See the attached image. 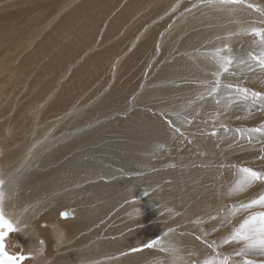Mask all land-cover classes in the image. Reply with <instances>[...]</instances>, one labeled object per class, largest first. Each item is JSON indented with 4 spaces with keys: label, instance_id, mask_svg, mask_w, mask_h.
Listing matches in <instances>:
<instances>
[{
    "label": "rangeland",
    "instance_id": "374dc122",
    "mask_svg": "<svg viewBox=\"0 0 264 264\" xmlns=\"http://www.w3.org/2000/svg\"><path fill=\"white\" fill-rule=\"evenodd\" d=\"M133 1L129 8L131 0H105L98 8L91 5L84 18L73 22L71 13L89 0H0V142H4L0 163L6 172L5 197L12 194L6 178L13 182L15 175L37 171L46 176L41 187L27 188L31 204L25 215L30 232L34 231L28 243L40 233L38 240L49 247L39 249L40 243H35L26 254L24 242L20 248L11 233L5 240L6 251L29 257L22 264H50L56 258L51 248L57 241L52 232L56 228L63 233L58 253H69L58 257L60 264H118L134 252L147 251L156 255L151 264H221L226 258L228 264L245 260L264 264V255L246 250L244 241L232 240L244 220L264 212L261 205L243 207L264 195V181L238 184L243 168L264 174V99L252 95L264 94V68L250 58L264 52L259 38L250 34L252 28L264 29V0L242 4ZM155 29L156 48L133 85L122 88V100L113 99L132 53ZM194 32L204 34L196 49L181 51L182 40ZM208 48L213 51L203 52ZM194 54L202 58L181 57ZM219 56L233 60L227 73L220 68ZM203 60L217 61L216 71L213 64L203 72L197 69ZM201 73L208 77L200 78ZM217 82L218 91L209 94ZM244 88L247 94L239 91ZM62 99L69 102L66 109L54 112ZM150 114L166 125L155 139L152 154H143L137 163L119 161L117 155L127 154L133 140L128 141L130 149L120 151L126 135L117 131L118 126L127 118ZM15 125H21L19 134ZM87 133H93L91 148L80 153L78 144ZM15 143L21 151L10 156ZM67 145L75 146L72 155ZM19 158L24 162L17 168ZM49 170L58 175L53 182L70 179L71 184L48 189ZM91 170L96 177L72 185ZM98 184H113L119 192L111 194V201L92 206L89 196ZM89 185L91 191L86 189ZM38 194L45 200L43 205L37 202ZM77 200L82 209L74 205ZM7 207L4 213L10 217ZM50 208L52 220L45 217ZM80 210L82 214L77 213ZM64 212L68 217L61 216ZM99 212L103 215L95 219ZM23 218L9 219L19 225ZM75 220L88 235L67 230L65 224ZM85 227L94 231L89 233ZM138 234L141 239L135 245H117V250L107 249L103 255L100 243L98 247L90 243L98 241L96 235L105 236L102 246L107 247ZM153 241L160 243L146 247ZM73 251L89 255L76 262ZM28 252L38 254L37 258L43 252L41 262Z\"/></svg>",
    "mask_w": 264,
    "mask_h": 264
},
{
    "label": "bare ground",
    "instance_id": "6f19581e",
    "mask_svg": "<svg viewBox=\"0 0 264 264\" xmlns=\"http://www.w3.org/2000/svg\"><path fill=\"white\" fill-rule=\"evenodd\" d=\"M105 0H89V3L87 4H82L81 6H79V8H77L75 11H73L71 13V15L69 16V20L70 21H73V22H77L79 20H81L82 18H84V15L87 13V10L88 8L93 5L94 8H98L100 7L103 2ZM140 2V0H138ZM143 1L145 0H142L141 2L144 3ZM133 0H131V3H129V8H131V6H133ZM137 2V1H136ZM140 2V3H141ZM147 2V0H146ZM153 3H155V0L153 1ZM139 5V4H138ZM136 6V5H135ZM134 6V7H135ZM213 6V5H212ZM216 6V5H215ZM231 6H234V5H231ZM149 7V6H147ZM212 8V7H211ZM215 8V7H214ZM129 13L132 11H130V9H127L126 12ZM128 13V14H129ZM18 14V13H17ZM241 16V14H237L235 15L236 18H239ZM6 18H9V15L6 17ZM201 19V18H200ZM215 19V17L212 18V20ZM240 20H242L243 18L240 17L239 18ZM207 20H208V17H207ZM211 21V20H210ZM246 23V22H245ZM247 24V23H246ZM252 25V24H251ZM159 26V25H158ZM161 26V25H160ZM159 26V28H160ZM63 28V26H60ZM157 28V27H156ZM176 27H173V28H169V33H171ZM240 29V28H239ZM156 30V29H155ZM153 31L149 37L142 42V44H140L138 46V48H136L134 50V52L132 53V58L130 59L131 62L130 64L128 65V67L126 66V68L124 69L123 73H122V76L120 78V81H121V86H116V90H118V92L116 93V96L113 97V99L115 100H122V88H126L127 86H131L133 85V83L135 82V79L141 69V67L143 66V62L148 58V54H150L151 51H153V49L156 48V45H157V40L155 37H157V34L156 32H158L157 30L156 31ZM161 30V29H160ZM162 32V31H161ZM168 33V35H169ZM203 35L204 34H200L198 35L197 32L195 33H191V34H188L181 42V47H180V50H184L185 48H190L193 49L195 48V46L197 45V43L199 44L201 39L203 38ZM209 39V38H208ZM171 40V39H170ZM178 41V39H177ZM161 44V42H159ZM177 43V42H176ZM204 44V43H203ZM162 45V44H161ZM199 46V45H198ZM161 47V46H160ZM201 47V44L200 46ZM197 47V48H199ZM206 48V47H205ZM196 49V48H195ZM211 49V48H210ZM209 48L207 50H203V52H211L213 50H210ZM213 49V48H212ZM190 52V51H189ZM177 54V53H176ZM178 56V55H175V57ZM185 59H192V60H196V59H200L202 58L200 55H197V54H194V55H184V56H181ZM100 59V58H99ZM98 59V60H99ZM217 63V61L215 62H210L209 60L208 61H200L199 64L196 65V68L199 69L200 71H205V67H209L210 65L211 68L214 67V71H216V66L215 64ZM126 64V63H125ZM128 64V62H127ZM123 66V65H122ZM204 67V70L201 69ZM199 74V73H198ZM183 76H186V75H183ZM204 77V78H207L208 76L205 75L204 73H201L200 74V78L201 77ZM203 79V78H202ZM172 92H174L172 90ZM115 93V92H114ZM202 95V94H201ZM200 95V96H201ZM116 102V101H115ZM114 102V103H115ZM69 104V102L66 100V99H62L60 101L57 102V104L55 105V107L53 108V111L54 112H60V111H64L67 107V105ZM25 110V109H24ZM23 112V111H22ZM17 116V115H16ZM15 117V116H14ZM13 117V118H14ZM12 118V119H13ZM18 118V116L16 117V119ZM14 121H16L14 119ZM24 122V120H22V123ZM17 123V122H16ZM20 123V120L18 122V124ZM16 126V125H15ZM14 126V130L16 131L17 134H19L22 129L20 128V126ZM23 126V125H22ZM26 126V125H25ZM165 126L164 123H163V120L160 119V117L158 116H153L152 114L150 115H147V116H138V117H130V118H127L123 123H120V125L118 126V132L119 133H122L126 136H124L123 138V141L124 143L121 145L120 147V151H125V150H128L131 148V146L128 144V141H131L133 140V148L131 150L128 151L127 154L125 155H122V154H118L117 157L119 158L118 160L119 161H129V160H132L134 162H138L142 155L145 154V153H148L150 154L152 151V147L154 146V144L156 143L155 139L158 137L160 131L164 128L165 129ZM24 128V127H23ZM88 134V133H87ZM84 135V137H82L81 139V142L78 144L79 148V152L80 153H84L85 151H87L89 146H91L92 142V137H93V133H91L90 135ZM113 138V137H112ZM111 138V139H112ZM110 139V140H111ZM4 142H0V145H2ZM15 148L14 150H12L10 152V156H15L19 151H21V149L17 146V144L15 143L14 144ZM74 147L75 146H70V145H67V150L68 152L71 154L74 150ZM96 149V147L94 148ZM100 149V147H99ZM98 149V150H99ZM61 151V149L59 150ZM52 154V153H51ZM152 154V153H151ZM72 155V154H71ZM54 156H56V154H54ZM116 157V159H117ZM19 160H22L18 163V167H21L24 162V158H19ZM101 161V159H100ZM76 165V161L72 164L71 167H74ZM15 169L14 171L18 170V169ZM88 174H85V175H82L81 174V179L80 178H76L74 181H72V185L74 186H78L79 184H84L86 183L87 179L89 177H96L97 174L94 173L92 170L90 172H87ZM33 175L31 174H18V175H15L16 179L15 178H12L13 179V182H10L11 178H6L7 179V189L13 194L10 195L12 196L11 199L10 196L8 197H5L4 199V209L6 208V205L8 206L6 211L8 210V214H10V211H11V215L9 217V215L7 217L9 218H12V219H17L19 220L21 217H24L25 218V222H23V224H19L17 225V227L19 228V231L17 232H14L15 234V237L14 239H16V241L18 242L17 244H19V247L21 248L22 247V244L20 243H23L24 242V248L22 250H24L23 252H25L26 250L28 249H34L35 243H40V247L39 249H46V247H48L47 245H44L43 243V240L40 241L38 239H41L39 238L40 236V233L37 234L36 236H33V238L30 240L32 241V244L28 243L29 239L27 238H30L33 234H34V231L33 232H30V223H28V220H27V217L25 215V212L26 210L28 209V205L29 203L31 204L30 202V198H28L29 194L26 192L27 191V188L28 187H37V186H40L41 187V183L42 182V178H46V176L44 174H41L40 171H37L36 173H32ZM46 174H47V177L49 178V185H46L48 187V189L50 190H55L56 188H65L64 186L63 187H59L57 186L56 184L58 185H66L68 184V182L70 183V179L69 180H65L63 179L62 181H58L57 183H55V181L53 182V177L54 176H58V175H55L54 172H52L51 170L49 171H46ZM68 174L67 172H65V175ZM6 176V172L3 168V164L0 163V179H3L5 178ZM26 177H28V179L25 181ZM32 178V183H27L29 179ZM84 178V179H83ZM86 178V179H85ZM71 184V183H70ZM92 185H89L86 187L87 191H91L92 189ZM45 189V187H43ZM149 189V188H148ZM23 193H21V191ZM115 192H119V189L113 185V184H110V185H102V184H98L94 187L93 189V192L92 194L89 196V199H90V202L92 204V206H95V205H103L109 201H111V194H114ZM28 194V195H27ZM31 195L34 196V192H31ZM39 195V200L37 201L39 204H40V201H41V204L43 205L45 203V200L43 201L42 199V196L40 194ZM37 196L34 198L36 199ZM37 204V203H36ZM38 205V204H37ZM74 205H77L79 207V209H82L81 207V204L80 202L77 200L74 202ZM53 209H56L55 207ZM20 210L21 213H19L18 211ZM77 213H80L82 214V211H77ZM62 214V213H61ZM25 215V216H24ZM101 215H103V212H99L98 213V216L95 217V219L99 218ZM6 216V215H5ZM62 216V215H61ZM45 217L48 218V220H52V218L54 217L53 215V212H52V208H50V210L48 212H46L45 214ZM68 217V216H67ZM23 218V219H24ZM65 218V217H64ZM11 219V220H12ZM94 219V220H95ZM22 220V219H21ZM78 220L81 222V218L78 217ZM196 220H199V219H196ZM13 221V220H12ZM16 221V220H15ZM23 221V220H22ZM22 221L20 223H22ZM195 221V220H194ZM14 222V221H13ZM18 223V222H17ZM16 223V224H17ZM195 225H196V222H195ZM52 227V226H51ZM65 227L67 228V230L72 233L73 231H75L76 229L80 230V232H84L85 230L83 229V227L78 223L77 220H75V222H70V223H66L65 224ZM55 228V227H54ZM53 228V229H54ZM86 230L91 233L94 231V228L93 229H90L88 227H85ZM47 229V228H46ZM52 229V228H51ZM52 229V230H53ZM50 230V229H49ZM43 232V231H42ZM53 234H55V239L54 240H57L56 241V244H54L53 242H50L53 243L51 245V248L53 250V253H54V257H56L55 259L52 258V263L50 264H60V260H58V257L59 256H62V255H67L69 254L68 252H64V253H58L60 251V245L62 244V239H63V233L61 231V233L58 232V230L55 228V230L52 231ZM121 235H122V230H121ZM44 234V233H43ZM30 235V236H29ZM45 235V234H44ZM49 235V234H48ZM82 235H88L86 232H84ZM52 236V235H51ZM53 237V236H52ZM96 240L98 241H91L90 243L92 245L95 244L96 247H98V244L100 243V248L101 249V254L103 255L105 253V251L107 249H112V250H117V248H119L117 245H121V247L123 248L124 246H127L128 244H133L135 245L136 242H139L140 239H141V235H136L135 239L131 240V241H128V240H125V239H121L119 240V242L116 241V244L111 242L108 244L107 247H103L102 246V240L105 238V236H98L96 235L94 237ZM45 239V238H44ZM13 241V240H12ZM15 241V240H14ZM45 242V241H44ZM61 242V243H60ZM68 242V241H67ZM13 243V242H12ZM14 244V243H13ZM16 244V243H15ZM26 244H30V245H26ZM12 245V244H11ZM39 245V244H38ZM91 245V246H92ZM93 246V247H95ZM16 247V246H15ZM49 248V247H48ZM69 248H75V246H70ZM16 249V248H14ZM13 249V250H14ZM38 248H36L34 251L37 253V250ZM80 250V249H79ZM30 251V250H29ZM33 251V250H32ZM40 251V250H39ZM49 251V250H48ZM47 251V252H48ZM64 251V249L62 250ZM20 251H18L19 253ZM27 252V251H26ZM25 252V253H26ZM34 252V253H35ZM41 252V251H40ZM46 252V253H47ZM30 254V252H28ZM71 253V252H70ZM24 254V253H23ZM27 254V253H26ZM43 254V252L41 253ZM39 254V256L41 257L42 255ZM73 256L72 258L75 259L76 262L78 261H85L86 258L88 257L89 254H87V257H86V253L85 251H81L80 253H75L73 251ZM31 256H33L34 258L38 255H35V254H30ZM44 255V254H43ZM101 255V256H102ZM156 256L154 253H152L151 251H147L146 253H133V255H130L128 256L124 261L118 263V264H140V262H142L141 260H143V258L145 257L146 260H144L145 263H148V264H151V263H154V260H152V258ZM39 257V258H40ZM105 257V256H104ZM37 258V257H36ZM35 258V259H36ZM38 259L39 262H41L40 260ZM42 259V258H41ZM45 259V258H44ZM43 259V260H44ZM158 259V258H157ZM42 260V261H43ZM46 260H49L50 261V258L46 259ZM159 260V259H158ZM34 262V261H33ZM51 262V261H50ZM62 264H66L68 263L67 261H61ZM29 264V263H28ZM35 264V262H34ZM40 264V263H39ZM44 264V262L42 263ZM48 264V263H47Z\"/></svg>",
    "mask_w": 264,
    "mask_h": 264
},
{
    "label": "snow or ice",
    "instance_id": "6c2138e0",
    "mask_svg": "<svg viewBox=\"0 0 264 264\" xmlns=\"http://www.w3.org/2000/svg\"><path fill=\"white\" fill-rule=\"evenodd\" d=\"M209 3L218 2L220 4H242L245 0H208ZM247 7L254 8L252 4H247ZM259 10V9H257ZM250 34L258 37L260 44L264 45V29L262 28H252ZM250 58L258 63L262 68H264V52L260 55L250 54ZM233 63V60L230 56H219L220 68L223 72L227 73L229 67ZM219 83L210 90L209 94H214L218 91ZM231 87V85H229ZM243 93L247 94L248 89H239ZM253 97H258L264 99V94L260 92H253ZM260 129H257L259 131ZM214 134V133H213ZM243 175L239 180L238 184L241 187L251 186L254 182L260 180L264 181V174L254 171L250 168H243L240 170ZM5 180L0 179V264H22V262L29 257L24 255H12L6 251L5 240L11 233L19 231L17 224L12 220L7 218L4 213V191ZM254 205L264 206V195L259 196L258 199L252 200L248 205L243 207L251 208ZM65 218L68 216L67 212L61 214ZM232 240H241L246 244V250H252L257 252L260 255H264V212L251 215L248 219L239 226L238 229L234 232ZM159 241H153L152 243L146 245V247L152 248L159 244ZM227 243V241H226ZM164 250V249H162ZM243 253L238 252L237 255H242ZM205 264H212L211 261H206ZM221 264H228L227 258L221 262ZM244 264H252L251 260H245Z\"/></svg>",
    "mask_w": 264,
    "mask_h": 264
},
{
    "label": "water",
    "instance_id": "95a60500",
    "mask_svg": "<svg viewBox=\"0 0 264 264\" xmlns=\"http://www.w3.org/2000/svg\"><path fill=\"white\" fill-rule=\"evenodd\" d=\"M62 217H64V216H62Z\"/></svg>",
    "mask_w": 264,
    "mask_h": 264
}]
</instances>
